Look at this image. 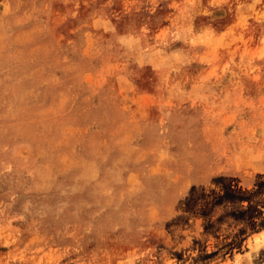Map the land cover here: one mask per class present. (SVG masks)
<instances>
[{"label": "rangeland", "instance_id": "1", "mask_svg": "<svg viewBox=\"0 0 264 264\" xmlns=\"http://www.w3.org/2000/svg\"><path fill=\"white\" fill-rule=\"evenodd\" d=\"M0 264H264V0H0Z\"/></svg>", "mask_w": 264, "mask_h": 264}]
</instances>
